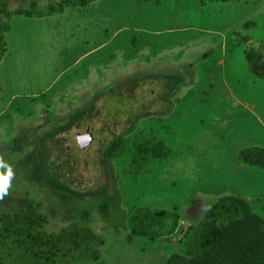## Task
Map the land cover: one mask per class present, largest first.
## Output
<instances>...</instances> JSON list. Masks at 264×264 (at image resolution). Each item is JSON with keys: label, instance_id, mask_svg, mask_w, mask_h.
Returning a JSON list of instances; mask_svg holds the SVG:
<instances>
[{"label": "rangeland", "instance_id": "rangeland-1", "mask_svg": "<svg viewBox=\"0 0 264 264\" xmlns=\"http://www.w3.org/2000/svg\"><path fill=\"white\" fill-rule=\"evenodd\" d=\"M77 1L0 0V158L15 173L0 216L90 227L104 244L83 264H185L228 195L264 219V170L239 159L264 148V0ZM150 139L169 155L137 145ZM142 207L176 208L177 226L133 234ZM217 212L233 240L251 232ZM219 251L191 264H230Z\"/></svg>", "mask_w": 264, "mask_h": 264}, {"label": "trees", "instance_id": "trees-1", "mask_svg": "<svg viewBox=\"0 0 264 264\" xmlns=\"http://www.w3.org/2000/svg\"><path fill=\"white\" fill-rule=\"evenodd\" d=\"M89 1L92 0H78L75 4L84 6ZM5 29H8V24L0 18V55L5 47L3 38ZM144 143L148 144L154 158H166L169 155V150L160 141L144 140L137 145ZM239 159L249 167L264 170L262 147L249 146L241 149ZM217 209H226L230 213L231 222L238 219L234 225L250 227L251 232L241 234L239 241L227 236V226H219L215 222ZM175 211L176 208L157 211L146 207L137 208L129 219L131 232L136 235H148L152 225L160 220L173 221L175 228L179 219ZM248 211L249 204L246 199L232 195L222 197L218 204L206 213L199 227L192 228L197 244L195 247H188L187 253L193 257L185 264L204 260L206 256L208 258L217 251L220 252L222 246H226L229 251L227 258L230 259V264H264V219L255 215L249 216ZM87 214L85 212L83 216L86 217ZM46 225L47 218L41 213L19 211L1 215L0 264H83L99 260L100 248L104 241L90 227L69 223L58 232H48ZM169 264L182 263L171 259Z\"/></svg>", "mask_w": 264, "mask_h": 264}, {"label": "clouds", "instance_id": "clouds-1", "mask_svg": "<svg viewBox=\"0 0 264 264\" xmlns=\"http://www.w3.org/2000/svg\"><path fill=\"white\" fill-rule=\"evenodd\" d=\"M14 176L15 173L11 164L0 158V200L9 194V190L13 186Z\"/></svg>", "mask_w": 264, "mask_h": 264}, {"label": "water", "instance_id": "water-1", "mask_svg": "<svg viewBox=\"0 0 264 264\" xmlns=\"http://www.w3.org/2000/svg\"><path fill=\"white\" fill-rule=\"evenodd\" d=\"M76 138L78 140L79 147L82 150L89 146L93 140V136L89 131H86L84 134H77Z\"/></svg>", "mask_w": 264, "mask_h": 264}]
</instances>
